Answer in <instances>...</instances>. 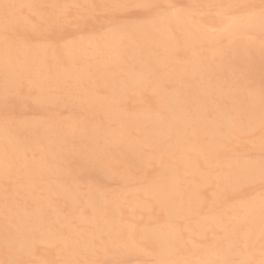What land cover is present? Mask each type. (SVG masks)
<instances>
[{
    "label": "bare ground",
    "instance_id": "1",
    "mask_svg": "<svg viewBox=\"0 0 264 264\" xmlns=\"http://www.w3.org/2000/svg\"><path fill=\"white\" fill-rule=\"evenodd\" d=\"M127 1L130 0H104V5ZM134 1L149 4L155 0ZM228 1L215 0L220 13L229 6ZM244 1L254 4L253 0ZM43 2L49 5L47 9L40 7ZM3 3L34 6L18 10L21 21H33L31 14L38 17L33 23L41 18L36 26L20 24L23 39L9 53L10 76L23 74L31 82L33 91L26 95L37 109L66 102L64 105L83 109L85 116L82 113L84 118L79 121L77 112L75 118L56 120L47 113L46 120L0 121V186L7 183L6 170L7 179L17 177L15 184L19 177L21 185L13 186L12 193L28 197L30 205L26 206V200L14 204L11 197L1 198L0 191V206L5 209L0 220V261L91 264L94 257L89 253H95L94 248L101 245L102 264H111L113 259L118 261L115 264H123V253L132 255L140 250L156 256L155 264H205L224 259L260 264L264 259L260 251L264 242L261 194L248 199L235 196L232 201L229 193L243 190L248 182L260 181L261 159L223 154L228 147L234 151V142L242 143L252 136L256 138L252 146L262 150L259 85L264 80V42L241 40L246 33H264L259 18L243 14L216 23L211 20L210 27L218 29L211 34L206 30L208 24L204 26L199 21L203 29L195 19L180 12L170 20H154L152 16L149 20L119 24L101 35L83 34L66 45L50 47L40 42L27 44L24 38L46 36L53 25V29L57 25L53 34H58L65 5L81 4L89 12V3L0 0ZM75 22L82 23L77 18ZM0 35V95L5 98L6 54L3 34ZM203 50L208 51L206 60L199 54ZM165 67L170 68L169 75ZM235 69L237 80L225 90L215 77L222 75L229 82L232 79L228 72ZM132 91L139 95L135 97L139 102L128 106L124 99ZM13 95H8V100L19 107L22 100ZM4 100H0V106ZM251 131L247 138L243 136ZM146 146L149 150L144 152ZM153 159L158 163L156 171H145L141 175L145 181L124 196L130 191L126 187L136 175L134 171ZM69 161V168L62 170L60 164ZM96 171L106 179L119 177L121 190L97 195L95 188L100 180ZM50 178L58 179L57 184ZM79 179L90 184L83 194L80 188L69 186L70 181ZM210 183L214 193L207 196L202 187ZM40 190L42 193H37ZM53 194L59 198L57 206L51 203ZM50 206L55 208L50 212L52 216L46 209ZM154 206L159 211L157 216L150 214ZM137 214L144 219L133 221L131 217ZM72 216L78 220L71 222ZM182 218L192 223H180ZM79 220L86 225L78 226ZM217 234L224 237V244L217 243ZM233 240L236 249L229 251ZM41 243L57 245V252L54 254V249H46ZM258 248L260 252H251ZM30 255L37 258L35 262L28 261ZM190 256L196 259L192 262Z\"/></svg>",
    "mask_w": 264,
    "mask_h": 264
},
{
    "label": "rangeland",
    "instance_id": "2",
    "mask_svg": "<svg viewBox=\"0 0 264 264\" xmlns=\"http://www.w3.org/2000/svg\"><path fill=\"white\" fill-rule=\"evenodd\" d=\"M82 1L90 4L92 9L89 12H88V10L83 8L81 4L65 5V9H64L63 13L61 14L62 16L61 15L60 16L62 19L61 21H64L66 19L67 22L66 23L61 22L62 25L59 26V28L62 27L61 32H59L58 34L56 32H54L55 34H53L52 30L54 31V29L57 28V25H55V28L53 29V26H54L53 25L52 28L50 27V29H52V30L50 32L47 31L48 34H46L45 30H44V33L46 34V36L41 34L40 36H36L33 39H27V38H29V36L24 38L25 41L28 40L26 43L28 44V42L29 43L35 42V43H33V45H36V42H38V43L40 42V44L43 43L44 45L50 46V47H51V45L62 46L63 44L66 45V44L70 43L76 37L77 38L84 37L85 34H86L85 36H89L91 34L101 35V34L110 32L112 29L116 28L117 25H119V24H123V23L128 24L130 22H137V21H142V20H147V19L149 20V18H151L153 16L152 13H150L148 10H146L144 8H136V7L128 8V9H120V8H113V7L108 8V7H106V5H104L105 4L104 0H82ZM253 3L259 4L260 0H253ZM142 4L143 3H140L138 1L130 0V1L125 2L123 5H142ZM149 4H161V5L175 4L178 6L179 9L182 10L181 12H183L186 17L190 16L191 18H193V20L195 19V22H197V24L200 22L204 23L203 24L204 26L208 24L209 26L208 25L206 26V30L208 33L213 34V33L217 32L218 29H216V27H210L209 23L211 20L212 21L214 20L215 21L214 23H216L217 20L222 21L225 19L241 17L243 15L242 10H240L234 6L243 5V4H247V3L244 0L243 1L230 0V1H228L229 6L226 9H224V11L222 13L219 12V8H218V5L215 3V0H208L205 2L200 1V0H155V1L150 2ZM111 5H114V4H111ZM40 7L47 9L49 7V5L45 2H43L40 4ZM85 13H86V17L83 16V14L85 15ZM79 15L81 16V18L79 17ZM31 16H32V18H34L31 24L32 25L34 24V26H36L35 24H37L41 18L38 20L36 19L37 21L35 23H33L35 21V18H38V17L34 14H31ZM109 16H111V17L109 18ZM76 18L80 19L82 21V23L75 22ZM41 23L44 24L43 20ZM46 26L47 25H45V28H46ZM49 26H47V28ZM199 26L202 27L201 23L199 24ZM209 28H210V31H208ZM50 29H48V30H50ZM203 29H205V27ZM62 32L64 34H62ZM0 33L3 34L2 30H0ZM0 36H2V35H0ZM256 36L257 35L253 36V35H250L249 33H246L243 36L244 39H241L242 37H240V39L244 41V40H248V38H249V39H251V41L253 40L254 42H256V44L264 42V33L262 35L257 36V37ZM225 44H226V42L222 43V46H221V49L223 50L222 54H224V50H226ZM101 53H102V51L99 52V54H101ZM205 53H208V51L203 50L199 53L200 57L202 56L201 57L202 60H206L207 55ZM171 62L174 63V60H171ZM165 70H167V72H165L166 75H169L170 68L165 67ZM235 72H236V69L233 71L229 70L228 76L230 77V79H232L229 82L227 80H225V78H221L222 75L219 76V74L217 77H215L216 78L215 80H217L219 82V85L221 87H223V88H225V90H227V87H230L231 84L237 80V78L235 79V77H237L238 74H236ZM213 73H215V72H213ZM233 77H234V79H233ZM220 81H221V83H220ZM260 83H261V85H259V87L262 88V86H264V80L260 81ZM132 92H130L128 94V96L126 97V99H124L125 103H127L128 106H131V104L134 105V104L139 102V101L137 102V100L135 98L137 95H135V93L134 92L132 93ZM98 94H100V93L98 92ZM12 95L13 94H11V95L9 94L10 98H12L11 97ZM2 96L0 97L1 101L5 99ZM13 96H15V94ZM19 96L22 100L21 101L22 105L21 104L19 105V107L21 106V108H19L18 106L15 107V105H13L11 103V101H10L11 99L9 98L10 100H8V97H7V101L4 100L5 103H3L0 106V121L1 120L3 121L4 119H9V118L12 121L13 120H19V119L38 120L39 118H40V120H46V114L47 113H50L52 115V117H54L56 120L57 119L64 120L67 118H69V119L75 118L77 112L79 113V115H77V117H78L77 119L79 121L83 120V118H84L83 115L85 116V114L83 113V109H81L79 107H78L79 109L77 107L73 108L71 106L72 104L71 105H69V104L64 105V104H66V102H64L63 105H61V104L59 105V101H57L58 102L57 105L56 104L54 106L51 105L49 108H47V106H46L45 107L46 109L40 110V109H37L36 103H34V101L32 99H30V97L27 96L26 93L23 95H19ZM137 97H139V95ZM131 99H132V101H131ZM67 102L70 103V100L68 99ZM82 113H83V115H82ZM4 116H5V118H4ZM253 131H255V130H253ZM253 131L247 132L246 134H243V136L247 138L248 135L251 134ZM259 132L264 133V129L261 128L259 130ZM133 134H135V132ZM254 139H256L255 136L254 137L252 136L251 138L248 137L247 139L242 141V143L241 142H236V143L234 142L232 144V147H234L233 149L235 152L231 151L230 147H228L224 150L223 154H225V155L227 154L226 156L230 155L231 157H235V158H236V156H233V155H237V156H240L242 159H244V158L245 159H247V158L261 159L262 158V150L255 149V147L252 146L251 142ZM67 143H69V142H66V144ZM145 148L143 147V151L147 152L149 149H147V147H145ZM260 155H261V157H260ZM237 158H239V157H237ZM115 162L117 165H121V162L114 161V163ZM68 163H70V161L67 163H61L60 168L62 170H65L66 166L68 167V165H66ZM62 164H63V168H62ZM70 166L72 168H77V167H74V165H70ZM214 167L216 168V166H213V168ZM157 168H158V163L154 159L144 162V165L142 164L140 166V168H138L134 171L136 173V175L133 176L134 178L129 180V182L127 183V187H126L130 191H128L126 193L124 192V196L129 195L131 190H134L137 186H139L141 183H143L145 181V179L142 178L143 176H141L145 173V171H146V173L147 172L153 173L154 171H156ZM215 173H217V172L216 171L213 172V174H215ZM96 177L99 178V180H100V182H97V186H96L97 188H95L99 192V193H97V195H102V193L109 195V194H112V192L113 193L116 192V190L117 191L121 190V188H122V183H121V180L119 177L106 179V177L102 176L101 171L100 172L96 171ZM16 178L17 177L13 178V181L11 178H8L9 180L5 179V180H7L8 184L6 183V181H4L6 183L5 187L3 185H2L3 188H2V186H0V191L3 192V194L1 195V198H2V196L3 197H11L14 201L13 202L14 204L26 203L27 201H29L28 197L25 198L26 196L23 195V198H22V195H21V198H20L19 195H17V197H16V194L14 195L12 193V190H13L12 187L13 186H14L13 188H18L21 185V179L19 177L16 180V184H15ZM101 178H103V179H101ZM52 179H53L52 182H55L54 184H57L58 179L50 178V182ZM18 181L20 183H18ZM82 181H84V180H82ZM82 181L80 179L75 181V182L70 181L69 186L72 185L71 187L76 186V187L80 188L79 192L83 194V193H85L86 188L90 186V184H89V182L87 183V181L86 182H82ZM9 183H12V184H9ZM65 183H67V181ZM88 184H89V186H88ZM17 185H18V187H17ZM93 186H94V184H93ZM76 187H74V188H76ZM8 188H9V190H8ZM4 190H6V192ZM77 190H79V189H77ZM202 190H203L204 194H206L207 196H210L214 193V185L212 183L207 184V185H203ZM261 191H262V185H261L260 181L248 182V184H246L244 186L243 190L231 191L229 193V196L231 197L232 201H234L233 198L236 199L237 196H241V195L243 197H245V199H248V198H253L257 195H260ZM38 192L42 193L41 190L37 191V193ZM95 192H97V191H95ZM53 195H51V197H50L53 200V201H51V203L53 204V202H54V205L57 206L59 204V198L57 195H54V196ZM14 197L16 198L17 201L15 200ZM231 199L229 198V204H230ZM25 200H26V202H25ZM55 201H57V202H55ZM26 206L30 207L29 203ZM154 208H155V206L151 209L150 214L152 213L153 216L159 215L158 209H154ZM46 209L48 210L49 215L52 216L53 214H50V212L52 213V211L55 210V208L50 206V207H47ZM4 210H5L4 207L0 206V214L2 215V216L0 215V220H2V218L4 217V215H3ZM62 214H67V212H62ZM76 215L77 214H74V216H76ZM200 216L201 215H199V217ZM72 217L69 219L71 222L74 221L75 219H77L76 217L75 218L74 217L72 218ZM202 218H204V216H202ZM131 219L133 221H141L144 219V216L142 214H137L135 216H132ZM182 219H179L180 223H182V221H184L183 222L184 224H185V222H186V224L192 223L191 219H186V218H182ZM77 224H78V226L79 225H86V222L79 220L77 222ZM160 225H163V224L161 223ZM193 237L199 238V236H197L195 234H193ZM205 238H208V236ZM209 238H211V236H209ZM216 238H217L216 240H217L218 244L219 243L220 244L225 243L223 236L217 234ZM199 239H201V238H199ZM40 245L46 249L47 248L48 249L49 248L54 249V251H53L54 254L57 252L56 248H55L57 245H55V244L50 245V244H42L41 243ZM258 247H260V245ZM260 249H261V247H260ZM260 249L259 248L258 249H252L251 252H253V251H254L253 253L260 252L261 251ZM258 250H260V251H258ZM94 251H95V253L90 252L89 254H91L94 257V262H96V264H102V260H103L102 259V251H103L102 246L98 245L97 247L94 248ZM248 251H249L248 253H250V250H248ZM123 254L125 255V257L123 258V261L121 262L123 264H155L157 261L156 256L152 255L151 253L141 251V250L136 251V253H134L132 255H127L125 253H123ZM59 258L60 257L55 256L54 259L58 260ZM109 258L111 260L112 256ZM188 258H190V261H192V262H193V260L196 259L195 257H192V256H190ZM27 259L29 262H35L37 258L33 255H30V256H28ZM117 262H118L117 259H113L110 261L111 264H115Z\"/></svg>",
    "mask_w": 264,
    "mask_h": 264
},
{
    "label": "snow or ice",
    "instance_id": "3",
    "mask_svg": "<svg viewBox=\"0 0 264 264\" xmlns=\"http://www.w3.org/2000/svg\"><path fill=\"white\" fill-rule=\"evenodd\" d=\"M23 7H34L32 5H16L10 3L0 4V10H2V18H0V30L3 32V38L5 43V78H4V94L5 100L7 101V97L9 92L12 91L16 95H23L26 92L31 94L33 91L31 82L28 81L23 74H11L9 73V64L10 58H8L9 53L12 51L15 43L18 40L23 39L22 34L19 31V26L21 23L28 24L32 23L29 18H25L21 21L18 17V10ZM67 7V6H66ZM106 7L120 8V9H128V8H144L152 13L154 20H170L178 16V14L182 11L175 4H142V5H110ZM240 10H242L243 14L248 16L249 18L258 17L261 27L264 28V0H260L259 4H243L234 6ZM58 22H67L66 19L64 21ZM15 28V31L13 29ZM11 33V35H10ZM261 108H262V129H264V86L261 88ZM7 124V120H6ZM238 133H228V136H234ZM147 147V146H146ZM262 158L259 166V178L262 185V191L260 196V212H261V221L262 225H264V137H262ZM254 174V173H253ZM8 172L5 171V178L7 179ZM7 232V228H6ZM262 241H264V227H262L261 231ZM237 243L233 240L229 244V251H235ZM261 255L264 256V242L261 243ZM0 264H28L27 261L21 259H12V260H4L0 261ZM40 264H48L47 261H41ZM65 264H82L79 261H66ZM91 264H96V262H91ZM161 264H168L167 261H162ZM205 264H252L251 261H235L232 259H224L223 261H207ZM260 264H264V259H261Z\"/></svg>",
    "mask_w": 264,
    "mask_h": 264
}]
</instances>
